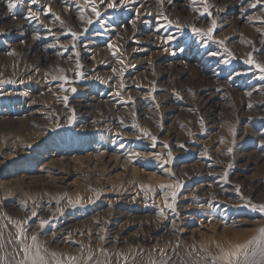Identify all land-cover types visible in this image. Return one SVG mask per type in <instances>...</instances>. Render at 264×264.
Wrapping results in <instances>:
<instances>
[{"label": "rangeland", "instance_id": "374dc122", "mask_svg": "<svg viewBox=\"0 0 264 264\" xmlns=\"http://www.w3.org/2000/svg\"><path fill=\"white\" fill-rule=\"evenodd\" d=\"M257 64L264 0H0V227L15 259L35 236L86 263L183 249L262 264Z\"/></svg>", "mask_w": 264, "mask_h": 264}, {"label": "bare ground", "instance_id": "6f19581e", "mask_svg": "<svg viewBox=\"0 0 264 264\" xmlns=\"http://www.w3.org/2000/svg\"><path fill=\"white\" fill-rule=\"evenodd\" d=\"M262 243L264 244V237L262 238ZM19 249V248H18ZM5 251V252H2ZM262 252V251H260ZM16 252L13 251V245L11 240L7 237L5 230L0 227V264H107L108 260H98L96 262H88L84 256L80 257L77 260H71L68 256H54L46 252L44 247L41 246L39 240H33L30 245L28 254L23 258L22 254L17 256L15 259L14 255ZM20 253V251H19ZM38 253V255H37ZM170 254V252H169ZM172 254V253H171ZM134 259V256L128 257L127 264H131ZM21 260V262H20ZM232 262H241L240 259H236L235 256L231 257ZM86 261V262H85ZM169 264H204L201 261L197 260L193 255L188 254L185 250L179 249L175 256L168 262ZM264 264V262L262 263Z\"/></svg>", "mask_w": 264, "mask_h": 264}, {"label": "snow or ice", "instance_id": "6c2138e0", "mask_svg": "<svg viewBox=\"0 0 264 264\" xmlns=\"http://www.w3.org/2000/svg\"><path fill=\"white\" fill-rule=\"evenodd\" d=\"M113 6H114V4H112V3H109V4H108V7H113ZM15 7H16V5H15L14 3H9V5H8V10L11 12V10H12L13 8H15ZM49 11H50V9H49ZM92 11H93L94 13H96L97 15H99V13L97 12V10H96L95 7H93ZM204 11H205V12H208V6H207L206 3H205V5H204ZM32 16L35 17V14L33 13ZM56 18L59 19V17H56ZM81 19H83V17H81ZM164 19L167 20V17H164ZM87 22H88L89 24L92 23L91 20H88ZM61 23H63V22L61 21ZM169 23H171V21H169ZM215 26H216V25H215V21H213V23H212V27L208 29L207 33H205L209 38L212 37L213 31H214V29H215ZM192 31H193V32H200L201 30L198 29V28H193ZM71 35H72L73 37H75V36H77V33H74V32H73V33H71ZM37 38H38V37H37ZM169 39H171V37H169ZM220 43H223V41H221ZM247 63L252 64V63H254V61H253L251 58H249L248 61H247ZM256 67L259 68L262 72H264V65L257 64ZM54 79H62V80H65V81H66V80H67V77H66V76H65V77H54ZM72 91H75V89H72ZM64 99H65V101H67V97H64ZM152 139H153V142L155 143V139H156V138L153 137ZM230 151H231V149H229V152H230ZM169 157H171V154H170V153H169ZM225 179H227V174H225ZM164 187L171 188L172 185H167V186H165V185H161V188H164ZM175 195H176V193H173V194H172V196H173V200H175ZM167 206H168L169 208H172V207H173L172 204H168ZM252 208H253V210H258L259 212L264 213V205H252ZM32 215L35 216L36 213L33 212ZM45 223H47V221H41V226H43ZM260 232H261V235L264 236V228L260 229ZM32 239H33V240H36V237L33 236ZM25 253H27V249H25ZM37 255H38V253H37ZM34 264H35V262H34Z\"/></svg>", "mask_w": 264, "mask_h": 264}]
</instances>
